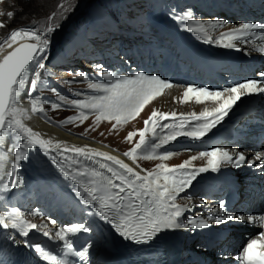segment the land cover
<instances>
[{
	"label": "snow or ice",
	"instance_id": "obj_1",
	"mask_svg": "<svg viewBox=\"0 0 264 264\" xmlns=\"http://www.w3.org/2000/svg\"><path fill=\"white\" fill-rule=\"evenodd\" d=\"M57 8L60 11H53L47 20H58V23H50L42 30L37 29L35 24L18 27L0 39V193L21 187L24 182L20 175L23 163L32 162V154L37 152L46 158L37 161L38 167L46 163L53 165L70 182L80 204L92 210L88 215L109 226L125 241L147 244L168 231L183 229L195 233L213 224L247 223L258 226L261 231L254 238H247L235 260L237 264H264V214H229L225 202L220 201L218 207L211 209L207 216L188 217L185 213L190 210L189 205L177 202L180 194L190 188L201 174L220 173L226 166L236 169L245 165L252 167L256 161L264 164V152H256L254 159H249L244 152L235 148L212 146L208 150L198 151L178 165L164 163L178 154L167 148L178 138L203 141L244 97L264 94V72L259 74L260 79H245L217 89L191 84L185 86L180 97H173L174 101L211 102L214 106L205 107L198 113L153 109L144 120V128L129 132L125 137L127 142L132 143L134 137L139 135L134 146L123 152V156L135 165L132 166L108 151L88 145H69L63 140L47 137L28 123L33 117H40L58 127L79 126L91 114L95 119L85 132L94 131L104 121L111 123L110 131H117L138 117L147 105L162 97L166 90L176 86L159 75L144 71L121 74L96 64L94 72L103 80H93L88 73L73 70L70 71L73 79L64 82L71 85L76 79L84 80L87 88L96 93L94 95L73 99L56 88L51 89L54 93L52 100L39 94L33 95L46 87V77L53 75L45 62L49 59L57 34L70 19L75 6L62 2ZM3 15L5 13L0 12V16ZM6 15L11 18L14 12L9 11ZM173 18L206 44L239 49L242 43L255 44L258 40L261 43L255 44L254 50L264 54V23L243 22L213 36L214 31L224 28L228 22L193 19L190 9L183 14L173 12ZM5 26L0 21V29ZM75 95L80 96L81 93ZM66 106L76 109L77 114L60 121H53L48 115L49 109L57 111ZM146 134H149L147 138ZM9 140L12 141L10 145ZM192 150L191 146L183 149ZM141 159H158L161 163L146 170L137 163ZM198 159L206 161L205 165L194 166L193 162ZM3 198L0 196V200ZM187 199L191 200V197ZM200 203L205 202L201 200ZM31 215L41 216L42 213L37 210ZM48 224L55 226L57 222L50 219L47 223H34L15 206L0 213V229L13 230L7 232L6 239L34 250L46 264H89L90 250L108 243L102 228H94L92 223L84 220L56 227L54 231L49 229ZM33 231L60 242L62 253L54 254L40 243L27 239ZM96 232H99L98 239L90 238L77 250L73 237L81 233L94 235ZM16 234L26 239L17 240ZM208 248L207 244L195 245V249L205 252ZM220 255L227 258L223 252ZM69 256L77 259L70 261Z\"/></svg>",
	"mask_w": 264,
	"mask_h": 264
},
{
	"label": "bare ground",
	"instance_id": "obj_2",
	"mask_svg": "<svg viewBox=\"0 0 264 264\" xmlns=\"http://www.w3.org/2000/svg\"><path fill=\"white\" fill-rule=\"evenodd\" d=\"M218 2L223 4V8H227L231 11L230 17L224 16L225 19H222V17L214 15V14H217L218 12H217V8H212V3H211V4H209V7H207V8L213 10L212 11V12H214L213 16H215V17H211L209 19L206 17L203 18L201 15L203 12L202 9H206V7L205 6L201 7L198 4L189 3V6L191 7L190 10L192 12L193 19H198V20H202V21H209V20L214 21V20L219 19V20H223V21L228 22L224 28H219L216 31H214L212 33L213 36H217L219 34V32H226V31H228L229 28L234 27L232 24H230V22L232 21L230 19L235 17L237 14H238L237 15L238 18H241V19L238 20L236 25L234 23L235 26H238L240 23H243V21L245 19L244 16H250L251 17V14L253 13V11H256L257 9H258V14H257V19L255 20V22L264 23V6H263L264 2H263V0H218ZM192 8L194 10H192ZM240 8H242V10ZM235 12H237V14H234ZM245 22H249V20H246ZM258 43H261V42L258 40L255 41V44H258ZM255 44L251 43V42L248 44L242 43V44H240L239 49L233 48L230 50H235V52L241 53L242 56L248 62L247 64H245V67L246 68L255 67L258 70L257 73L254 75L255 79H260L259 74L261 72H264V54H261L258 51L254 50ZM220 48H222V47H220ZM104 51H106V50L102 49L101 52H104ZM121 53H123V51ZM112 59L115 61L120 60L117 57V55L112 56V53H109L105 59V64L110 69H112L111 66L113 65V64H111V63H113ZM94 65H96V63L94 64V63H87L86 62V63H82L81 66H82V68L87 69V73H91V72H89V69L94 70ZM65 73H66L65 70L58 69L56 74L61 76V77H64ZM248 76H249V74H245L244 72L241 71V77L246 78ZM172 83L176 86L170 90H166L165 94L162 97L154 100L151 104L147 105L146 111L145 112L142 111L141 114L145 115V117L148 118L149 115L151 114V112L153 111V109H159V110L164 111V112L176 111L177 113H181V112L189 113V112L195 111L198 113L199 111H202L205 107L211 108L214 106L211 102H206L204 104H197L194 100H192L188 103H179V102L174 101L173 97H180L184 91L185 86H187V85L180 86V85H177L176 82H172ZM228 83H229V85H231L230 82H228ZM242 101H244V103H247V104L252 103V105L249 106V109L247 110L245 115H242L239 117H237V115H236L234 117V120L236 121V123H235L236 126L231 131H233L235 133L240 132L239 127H237V124L240 125V123L241 124L245 123V126L247 127L246 131L263 129L264 128L263 127V125H264V123H263L264 122V94L247 96V97H244L242 99ZM258 114H261V118H258L255 116ZM244 116H246V118H244ZM28 123L30 124V126H32L34 128V130L44 133L47 137H52L54 139L63 140L65 142H67L69 145H72V144H75L77 146L88 145L90 147L97 148V149H100L102 151H108L114 155L119 156L121 159H124L126 163H129L130 165H132V162L129 161L126 157H124L123 154H121L117 151H114V150L110 149L109 147H106L102 144L83 139V138L78 137L76 135H73L67 131H64L60 127L56 126L53 123H47L44 119H41L40 117H33V119L30 120ZM221 125H218L217 128ZM143 128L144 127H141V126L135 128V129H133L131 127L129 131L135 132V131H138L139 129H143ZM148 135L149 134H146V138ZM138 137H139V135L137 134V136L134 137L133 141L138 140ZM259 139H262L261 142L259 143L257 148H254V150L252 152L250 150H247V149L242 150L241 148L237 147L239 144H243L245 141L238 142L234 146L229 145V143H226V142H222V143L219 142L216 146H221L222 144H225V145H223L224 147H227L229 149L235 148L238 151L244 152V154L249 159H254L256 152H264L263 136L260 135ZM208 140H209V138L206 139V141H208ZM11 143H12V141L9 140V145ZM186 143L187 142H185V144ZM130 144L131 143H129V145ZM189 145L193 148V151L195 150L194 152L185 153V154H178V155H175L170 160L180 159V161H182V160L184 161V160L188 159L191 155H195L198 151H202L201 146H199L197 144L192 143ZM167 148L169 150L174 151L171 144L168 145ZM208 149L209 148H205L204 150H208ZM161 151H163V149ZM32 155H33L32 162H24L23 167H22V169L26 170L28 176H30L28 178L32 177L31 180L32 179L35 180L36 184L41 186L42 188H43V185H49L52 188L51 191L53 192V194L58 195L60 197V199L63 201V203L71 204V205H74L76 207H81L85 211V217L82 220L89 222V223H92L94 228L99 226L100 228L103 229L104 235L107 237L108 243L105 244L104 246L96 247V248L90 250V254L92 256H94V255L96 256V258L93 257L94 264H102V263L109 261L110 259H114V250H115V247L117 245V243H116L117 235L114 232V230H112L109 226L104 225L101 221L94 220L93 217L88 215V213L92 210L90 208H88L87 206L80 204L78 198L76 197L75 193L72 190L70 182L65 180L64 177L59 173V171L53 165H51L50 163H46V164H43L42 166L38 167L37 161L38 160H46V158L40 156L37 152H34ZM170 160L164 161V163L169 164L168 162ZM142 161L143 160L141 159L138 162H142ZM148 162H149L148 163L149 170L154 168L156 164L161 163L160 160L148 161ZM205 163H206V161L199 160V159L193 162L194 166H196V167L204 166ZM195 164H197V165H195ZM132 166H135V165H132ZM141 168H143V167H141ZM213 174L214 173H211V172L201 174L193 182V185L190 188H188L185 192L180 194V196H182L184 194L190 195V194H193V192L194 193L200 192L203 196L208 197L207 199H205V198L202 199L205 203L201 204L200 203L201 200H199L198 197L196 198V200L194 198V200H195L194 203H191V202L189 203V200H186L184 198H179L180 197L179 196L177 202L182 204V205L187 204V205H189V208H190V210L185 213V216L186 215L188 217L196 216V215L207 216V214L209 213V211L211 209L218 207L219 203H217L216 199H214V197H211V198L209 197L213 192L206 190L204 188H201L202 186H207L206 182L210 181ZM235 178H236V182L238 184H241L243 186H251V187L257 186V189L254 192V195H252L251 197L248 196V198H250V200L248 202L249 207L242 208L240 210L237 208H234L233 211L229 212V214H243V215L260 214L257 210H255V208L257 209L260 207V202H261L260 199L264 197V164H261L260 161H256L255 165L252 167L245 165L242 168H240V170L237 173V176H235ZM4 182L6 183L7 179H5ZM210 186H211L210 188L212 190H214V188L216 187V183L213 182L212 184H210ZM199 189H203V191H199ZM13 191H17V189H14ZM4 194L5 193H0V196L4 197ZM4 198H6V197H4ZM4 204L6 206L7 201L6 200H0V213L3 212V205ZM49 226H50V229H52L53 231L55 230L56 227H58L57 224L55 226L50 224ZM257 227L258 226H252V225L247 224V223L228 222L226 224L219 225V226L213 224L210 228L204 229V230H196L195 233H193L189 230H183V229L175 230L173 233H174L175 238H177L179 242L183 243V245H184V247H186V249H188V250L191 249L193 251V253H196L200 256H205L209 260L211 259L212 264H216L217 261H218V263L223 264L222 262H224L225 260L228 261L229 263H233V262L235 263L236 262L235 256L241 250L242 245L244 243H246L247 238L248 237L254 238L259 233V231H257V229H255ZM228 229L233 230L235 233H231V232L228 233ZM3 231L11 232L13 230H3ZM30 234H32V233H30ZM83 234L84 233H82V236H83ZM86 234H88V233H85V236H83V237H87ZM88 236H89L88 240L90 238L96 239L99 237V232H96L94 235L88 234ZM213 236H217L219 238L218 241L226 239L225 241L227 242V240H229L228 244H226V245L224 244L226 246V249L225 248L222 249L221 247H218L220 242H216L215 244L209 243V241L212 239ZM201 237L206 239V241L208 240V242H206V244L209 245L207 252L203 251L202 249H200V250L194 249L195 238L197 240V239H200ZM230 237H231V239H230ZM21 238L26 239L24 237H21ZM237 238H240V240L238 241ZM221 252H223L224 256L227 257L226 259L220 255ZM53 253L58 254V253H55L54 251H53ZM213 253H218V254L216 255V257L213 258V256L211 257V254H213ZM69 258H74V257L69 256L68 259Z\"/></svg>",
	"mask_w": 264,
	"mask_h": 264
},
{
	"label": "rangeland",
	"instance_id": "obj_3",
	"mask_svg": "<svg viewBox=\"0 0 264 264\" xmlns=\"http://www.w3.org/2000/svg\"><path fill=\"white\" fill-rule=\"evenodd\" d=\"M157 1L158 0H2V2H0V12L5 13V15L0 16V21H2L6 26L0 29V39L4 38L11 30H14L18 27H31L33 26V24H35V27L37 29L42 30L46 25L50 23L52 24L58 23L59 22L58 20L55 21L47 20V17L53 11H60L57 8V5L62 2L65 3L66 5L67 4L74 5L75 6L74 12L77 11V9L79 10L75 14H72L73 11L71 12L70 19L65 23L63 29L59 31V33L57 34L55 44L50 49L49 59L45 62L47 69L51 73H53V75L47 76L46 77L47 86L41 89L39 93H34L33 95L39 94L42 97L52 100L54 99V93L51 91V89L56 88L57 90H59L58 88L62 87V89L65 88L66 91L71 93L68 95L69 98L80 99L88 95H94L96 93L90 94L88 92L82 91L81 88H87V82L84 80L76 79L75 82L71 85L64 83L67 80L73 79V76L70 74V71L79 70L87 73V69L82 68L81 66L82 63L87 62L94 64L95 63L102 64V62L105 61L104 55L108 56L109 53H112V56L117 55V53L115 52L116 50L117 51L119 50L117 48L121 44V40L118 39V35L112 34V28H111L112 18H116L118 16V21H119L118 25L120 29H122V32L124 33L132 32V34L134 33L136 36L144 34L142 32L143 31L142 29L143 28L145 29L146 27L144 23L145 12L151 11V9H149L151 6H154L156 10H159L158 8L160 7L156 6ZM151 3L152 5H150ZM113 9H115L117 15L116 14L112 15V12H109L110 10ZM186 9H187V5L184 4L182 8V12L186 11ZM188 9H191V7L189 6ZM9 11L14 12V16L11 18H9L6 15V13ZM201 15L203 18L206 17L208 19L211 17H215L213 16V13L206 14L204 12ZM237 15L230 19L234 21L235 25L238 22V20L235 19L238 18ZM246 17L247 16H244V18ZM76 18L79 19L78 22L79 32L75 31L76 27L71 26V22L74 21ZM158 18H159V13H157V15H154L155 21L158 20ZM222 19L225 18L222 17ZM253 20L250 21L252 22ZM234 23L231 22L233 26H235ZM63 32L66 33V36L64 35V37L62 38ZM146 32L147 30L145 31V33ZM138 42L139 39L136 38L135 44H137ZM111 43L115 45V48L109 49ZM59 45L64 46V48L60 46L56 50L55 49L56 46ZM127 48L128 47L125 45L126 50ZM102 49H105L106 51L101 52ZM58 52H63V54L67 52L68 53L66 57H62L59 55ZM120 61L122 60L120 59ZM123 64L127 65L128 63L125 64L124 61ZM113 65L115 66V64ZM113 65L111 66L112 69H110L109 67L106 68L115 71V67H113ZM125 68H126V73H128L129 69H127L126 66ZM58 69L65 70L66 73L64 77H61L56 74ZM130 70L134 71L132 68ZM89 72L92 73V74L88 73L91 79L93 80L100 79L95 74L94 70L89 69ZM86 90L88 91L90 89L87 88ZM77 92L81 93V95L80 96L75 95ZM146 109L147 107H145L143 112H145ZM76 114H77V110L74 108H70V109L62 108L57 111H52L51 109L48 110V115L54 121H60L68 116H72ZM255 116L261 118V114ZM94 119L95 117L90 114L89 118L86 121H84L82 124H79V126L67 125L60 128L73 135H76L78 137H81L89 141L102 144L114 151L123 154V152L129 150L131 147L134 146L135 142L139 140L138 137V140H134L130 145L129 142L125 140V137L130 132L129 131L130 128L132 127L133 129H135L139 126L144 127V120H146L147 117H145V115L143 114H140L135 119L130 120L127 124L121 126L117 131H110L111 123L104 121L101 122V124L98 127H96L94 131L85 132V129H88L90 126L93 125ZM82 133L83 135H81ZM101 133H103V135H101ZM221 146L224 147L223 145ZM185 153H191V152L190 151L186 152L183 150L178 151V154H185ZM142 160L143 161L138 162V164L140 165V167H143L146 170H149L148 161H158V159L157 160L142 159ZM182 162L183 160L180 161V159H177V160H170L168 163L170 166H174ZM225 169L232 171H239L235 167H225ZM20 175L22 176L24 181L23 184L21 185V187L24 186V190H19L20 188H18L17 189L18 193H14L13 189H11L8 193H5L4 197L6 198H3V200L5 199L7 200V205L6 206L5 204L3 205V211L7 208H11L15 206V207H19L22 211H24L28 215V218L34 223H47L48 220L50 219L56 220L54 219L55 210L50 211L49 208L51 205H53L54 207L56 206L57 208L62 207L63 205H61V201L53 200V194L52 192H50L48 188H39V186L36 183H34V180L33 179L31 180L32 177L28 178L30 176H28L26 170L24 171L21 170ZM193 194L196 193L193 192ZM187 197H191L189 203L190 202L194 203L198 195L197 197H194L191 194L190 195L184 194L179 198H184L188 200ZM198 199L202 200L203 198H198ZM64 204L74 206L67 203ZM37 210L40 213H42L41 216L31 215V213ZM71 213H73V211ZM67 214L69 215V213ZM62 215H64V213H62ZM84 217H85V212H83V215L80 216V219L82 220ZM49 225L50 224H48V227L50 229ZM57 226L59 227V224H57ZM86 235L88 239L89 236L88 234ZM37 236L38 239L35 240L29 238V240H31L33 243H40V244H42L43 241L46 240L49 243H52L47 237H43L39 233L37 234ZM83 236H85V233L83 234ZM195 244H206V242L203 243L201 242L200 239H198L196 240ZM42 246L46 248L45 245L42 244ZM221 248L226 249V246L223 245Z\"/></svg>",
	"mask_w": 264,
	"mask_h": 264
},
{
	"label": "trees",
	"instance_id": "obj_4",
	"mask_svg": "<svg viewBox=\"0 0 264 264\" xmlns=\"http://www.w3.org/2000/svg\"><path fill=\"white\" fill-rule=\"evenodd\" d=\"M64 35L66 36V33H65V32H63V36H62V38L64 37Z\"/></svg>",
	"mask_w": 264,
	"mask_h": 264
}]
</instances>
